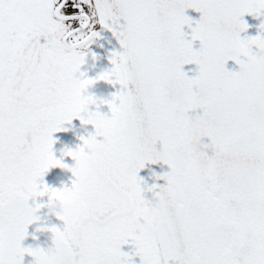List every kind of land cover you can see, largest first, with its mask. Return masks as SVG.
<instances>
[{
  "label": "snow or ice",
  "instance_id": "snow-or-ice-1",
  "mask_svg": "<svg viewBox=\"0 0 264 264\" xmlns=\"http://www.w3.org/2000/svg\"><path fill=\"white\" fill-rule=\"evenodd\" d=\"M245 15L264 17V0H0V264H264V36L241 39ZM98 29L122 51L88 79ZM100 81L120 85L102 102L112 124L71 186L50 188L45 175L73 155L57 159L53 135L88 122L87 92ZM157 163L170 169L156 177L165 186L142 187L139 172ZM62 192L70 212L62 228L36 229L52 234L40 259L45 250L22 247L44 207L34 202Z\"/></svg>",
  "mask_w": 264,
  "mask_h": 264
},
{
  "label": "water",
  "instance_id": "water-1",
  "mask_svg": "<svg viewBox=\"0 0 264 264\" xmlns=\"http://www.w3.org/2000/svg\"><path fill=\"white\" fill-rule=\"evenodd\" d=\"M185 15L189 17L193 22L198 21L200 19V13L188 9L185 12ZM244 22L246 23L247 30L243 33H241V39L244 38H255L257 35H262L259 31V27L261 23H264V17L256 18L251 15H245L243 17ZM192 27H195V23H193ZM185 36L187 39L191 40V30L188 26H185L183 29ZM100 36L106 43V51H107V56L108 59H110V54L112 52H121L122 49L119 46L118 41L113 37L111 32L108 31H100ZM200 43L199 41H194L193 42V48L194 50H199ZM253 51H257V49L253 48ZM110 64V62H109ZM110 67L112 65L110 64ZM226 71L229 72H238L239 66L235 63V61L229 60L227 64L225 65ZM185 73H187L188 78L191 79L195 76L196 72L198 71L196 65H185L182 69ZM116 91L117 93L120 91V85H116ZM190 116H197V115H202V110H197L195 113H189ZM202 145H208L210 144V141L208 138H202L201 140ZM160 145L157 143V151L160 150ZM203 151L206 152L207 155L211 156L212 149L207 148V149H202ZM170 169L168 168L167 165L163 163H157V164H147L145 165L144 169L141 170V175H142V180L144 181V187L151 188L153 185H156L158 188L159 187H164L165 186V181L160 179L157 180V176H163L166 173H168ZM155 174V175H153ZM148 200H151L153 197V193L147 192ZM34 203L36 204H46L47 201L38 199ZM30 206H34L33 202L30 201ZM46 209H41V212L38 213V215L41 217L40 221L38 223H34L33 225H30L28 228V235L26 236L25 240L22 242V247H40L43 250H47L52 247V234L50 232H37L36 229L40 227H58L57 222H55L52 218H45L44 213ZM33 236H35V239H33ZM123 253H126L128 255H132L133 253L127 252V251H122ZM24 264H32V257L30 256H25L24 257ZM133 264H140V259L139 257L133 256Z\"/></svg>",
  "mask_w": 264,
  "mask_h": 264
},
{
  "label": "flooded vegetation",
  "instance_id": "flooded-vegetation-1",
  "mask_svg": "<svg viewBox=\"0 0 264 264\" xmlns=\"http://www.w3.org/2000/svg\"><path fill=\"white\" fill-rule=\"evenodd\" d=\"M99 31V29H98ZM100 36V31H99ZM91 54H94L97 59L93 60L92 55H88L84 65L81 67V72L86 73V78L95 79L102 72L109 70L108 57L106 47L100 42L99 38L90 46L89 49ZM87 94L93 95L95 97H103L106 100L112 95H115V86L109 85L103 81L98 82L96 85L88 89ZM99 111L102 114L108 115L109 110L106 105H101ZM67 131H62L55 133L53 139L57 141L53 145V151L57 159L61 158V153L65 150H75L81 145V137L87 138L88 135L94 132V129L90 125H82L79 119H74L70 125H64ZM68 166L72 165L70 158L65 157L64 161ZM138 178L142 180L141 171L138 174ZM72 178L70 174L63 173L59 168L50 169L45 175L44 183L50 188L59 189L62 186H71ZM144 187V184L142 185ZM145 199H147L146 191L144 193ZM41 200L47 201V197ZM59 228L63 227L61 221L55 220ZM121 251H128L134 253V249L130 245H124Z\"/></svg>",
  "mask_w": 264,
  "mask_h": 264
},
{
  "label": "clouds",
  "instance_id": "clouds-1",
  "mask_svg": "<svg viewBox=\"0 0 264 264\" xmlns=\"http://www.w3.org/2000/svg\"><path fill=\"white\" fill-rule=\"evenodd\" d=\"M244 58L247 60L249 64L253 63L256 59L255 55L252 54L251 50H248L244 54ZM104 100L106 99L103 97H95L94 100L88 101L86 103L84 109L85 113H92V115L88 119V122L85 125H90L92 129H94V132L92 134L100 133L101 135L96 136L95 139L87 146L83 142H81V145L79 147L84 149V154L81 155L78 151H76L77 149L76 148L75 150H73V155L67 157L70 158V160L73 162L72 165L64 168H59L63 173L70 174L72 180L76 178L79 169L89 162L90 159L89 152L92 150V145L100 144L103 142L102 134L112 124V120L110 116L102 114L101 112L98 113V109L100 108ZM88 138L89 135L85 139ZM44 197H47V203L44 204V207H42L41 209H46L44 213L45 218H54L55 220L62 222L61 218L67 217L70 212V205L68 203L69 193L62 192L61 194L56 196H44ZM44 197H39L38 199H42ZM41 209H38L36 212V216L39 218V221L41 217L38 215V213L41 212ZM150 209H151V201L149 200L147 203L142 204L139 210L142 214H148L150 212ZM41 228H45V227H41ZM50 255L51 252L46 251L44 253V256L40 257V259H44Z\"/></svg>",
  "mask_w": 264,
  "mask_h": 264
},
{
  "label": "rangeland",
  "instance_id": "rangeland-1",
  "mask_svg": "<svg viewBox=\"0 0 264 264\" xmlns=\"http://www.w3.org/2000/svg\"><path fill=\"white\" fill-rule=\"evenodd\" d=\"M131 246V245H130ZM132 248V247H131ZM133 249V248H132Z\"/></svg>",
  "mask_w": 264,
  "mask_h": 264
}]
</instances>
